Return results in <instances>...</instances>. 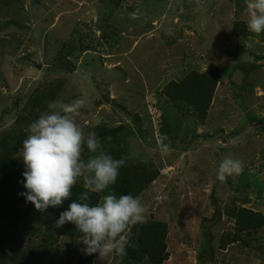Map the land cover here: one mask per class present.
Masks as SVG:
<instances>
[{"label":"rangeland","instance_id":"374dc122","mask_svg":"<svg viewBox=\"0 0 264 264\" xmlns=\"http://www.w3.org/2000/svg\"><path fill=\"white\" fill-rule=\"evenodd\" d=\"M246 4L0 0V150L24 165L28 126L82 98L78 124L125 161L117 182L144 184L143 225L167 226L162 264H264V34L248 30ZM211 69L225 72L198 121L166 87ZM228 155L243 171L221 182ZM84 247L42 219L0 225V264H104ZM105 264L152 263L132 228Z\"/></svg>","mask_w":264,"mask_h":264},{"label":"clouds","instance_id":"9594fccd","mask_svg":"<svg viewBox=\"0 0 264 264\" xmlns=\"http://www.w3.org/2000/svg\"><path fill=\"white\" fill-rule=\"evenodd\" d=\"M245 12L248 30L264 34V0H247ZM85 103L82 98L71 103L50 102L49 111L41 113L28 126L21 154L27 191L22 195L38 212H45L72 199L74 187L82 183L85 191L70 203L69 210L60 213L53 228L73 224L81 234L83 254H98V259L105 264L112 256L126 255L132 228L146 220L145 207L130 194L117 196L110 190L125 161L105 152L97 134H85L78 124L79 110ZM159 147L162 153L170 151L169 144ZM242 171L243 161L228 155L219 164L217 179L225 182ZM90 194H100L95 205L90 202Z\"/></svg>","mask_w":264,"mask_h":264},{"label":"trees","instance_id":"16d2710c","mask_svg":"<svg viewBox=\"0 0 264 264\" xmlns=\"http://www.w3.org/2000/svg\"><path fill=\"white\" fill-rule=\"evenodd\" d=\"M222 70L211 69L202 75L192 74L188 79L180 84H170L166 87L167 96L174 102L190 107L193 115L198 121L205 119V113L211 103L212 95L217 83L218 74L224 73ZM25 165L12 161L0 150V225L7 223L17 224L25 218L42 219L54 225L59 219L60 213L69 210L70 203L78 200L83 187L76 185L73 189L72 199L66 200L63 205L57 208H49L45 212H38L35 206L27 202L22 193L27 190L24 187L23 173ZM153 179L147 181L150 184ZM144 184L139 180H122L119 178L111 191L117 196L130 194L134 198L137 196ZM107 194V193H105ZM91 204L99 202L100 194H90ZM256 217V215H255ZM58 235L80 238V233L76 231L71 223L60 229H56ZM139 243L142 245L152 264H162L167 259L165 238L167 226L164 222L153 221L148 225L138 224L133 227ZM89 257H81L76 264H91Z\"/></svg>","mask_w":264,"mask_h":264},{"label":"water","instance_id":"95a60500","mask_svg":"<svg viewBox=\"0 0 264 264\" xmlns=\"http://www.w3.org/2000/svg\"><path fill=\"white\" fill-rule=\"evenodd\" d=\"M39 68H40V66H39Z\"/></svg>","mask_w":264,"mask_h":264}]
</instances>
